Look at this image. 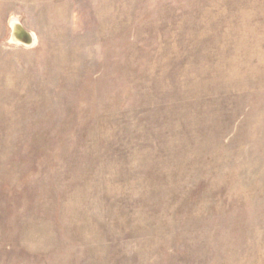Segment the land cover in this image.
Masks as SVG:
<instances>
[{"label": "rangeland", "instance_id": "obj_1", "mask_svg": "<svg viewBox=\"0 0 264 264\" xmlns=\"http://www.w3.org/2000/svg\"><path fill=\"white\" fill-rule=\"evenodd\" d=\"M0 264H264V0H0Z\"/></svg>", "mask_w": 264, "mask_h": 264}, {"label": "water", "instance_id": "obj_2", "mask_svg": "<svg viewBox=\"0 0 264 264\" xmlns=\"http://www.w3.org/2000/svg\"><path fill=\"white\" fill-rule=\"evenodd\" d=\"M9 42L24 47H31L34 43V35L26 30L15 18L9 21Z\"/></svg>", "mask_w": 264, "mask_h": 264}]
</instances>
